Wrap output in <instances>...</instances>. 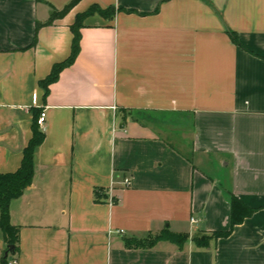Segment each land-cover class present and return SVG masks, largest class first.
I'll use <instances>...</instances> for the list:
<instances>
[{"label":"crops","instance_id":"0c3cea01","mask_svg":"<svg viewBox=\"0 0 264 264\" xmlns=\"http://www.w3.org/2000/svg\"><path fill=\"white\" fill-rule=\"evenodd\" d=\"M68 1L0 0V173L45 112L11 260L264 264V0H79L48 22ZM92 5L112 16L82 19L45 92ZM231 194L253 211L213 235Z\"/></svg>","mask_w":264,"mask_h":264},{"label":"trees","instance_id":"16d2710c","mask_svg":"<svg viewBox=\"0 0 264 264\" xmlns=\"http://www.w3.org/2000/svg\"><path fill=\"white\" fill-rule=\"evenodd\" d=\"M79 0H69L63 8L60 10L53 9L50 15L49 21L51 22L56 17L64 15L74 4H76ZM97 12L105 17H111L113 10L110 8H101L98 5H92L90 8L82 14L76 16L75 22L71 25V30L73 33L72 44H71V51L69 56L58 63H55L50 73L42 80H40V84L44 87L45 92L48 91V85L55 81L58 77L59 72L64 67L70 65L78 51H79V41H80V27L82 25V19L91 13ZM37 24L36 27H38ZM231 39L238 43V39L235 33L229 32ZM41 111L38 113L35 112L34 114V121L32 123V136L29 139L27 145L24 147L22 152V160L20 166L12 172L0 173V229L3 232L4 239L6 241V248L3 252L0 264H7V255L5 252L8 250L9 245H13L12 251L8 252L11 254H15L18 251V227L13 225L10 222L9 216V203L10 201L18 197L22 194V192L29 186L32 182L34 176V162H33V151L34 148L40 144L44 138V134L41 131L37 119ZM96 199H97V192ZM230 228L225 231H216L213 235H227L233 225L242 221L245 216H248L252 213V208L248 207L244 204L238 197L231 194L230 195ZM170 240L176 241L178 243H182L186 239L185 234H174V233H167L164 235ZM197 240V239H196ZM198 243H202V239L197 240ZM128 244L130 242L128 241ZM138 244V243H136Z\"/></svg>","mask_w":264,"mask_h":264},{"label":"built area","instance_id":"2783aa9c","mask_svg":"<svg viewBox=\"0 0 264 264\" xmlns=\"http://www.w3.org/2000/svg\"><path fill=\"white\" fill-rule=\"evenodd\" d=\"M44 120H45V112L41 111L39 116H38V119H37L38 125L42 126L43 123H44ZM122 183H123L124 186H128V185H130L131 180H130L129 177H125V178H123ZM7 264H16V261L15 260H9L7 262Z\"/></svg>","mask_w":264,"mask_h":264},{"label":"water","instance_id":"95a60500","mask_svg":"<svg viewBox=\"0 0 264 264\" xmlns=\"http://www.w3.org/2000/svg\"><path fill=\"white\" fill-rule=\"evenodd\" d=\"M12 248H13V245H9L8 246V250L5 252V255H7L8 252H11L12 251Z\"/></svg>","mask_w":264,"mask_h":264},{"label":"rangeland","instance_id":"374dc122","mask_svg":"<svg viewBox=\"0 0 264 264\" xmlns=\"http://www.w3.org/2000/svg\"><path fill=\"white\" fill-rule=\"evenodd\" d=\"M12 257H13V255H12L11 253H9V255L7 256V260H8V261L11 260Z\"/></svg>","mask_w":264,"mask_h":264}]
</instances>
